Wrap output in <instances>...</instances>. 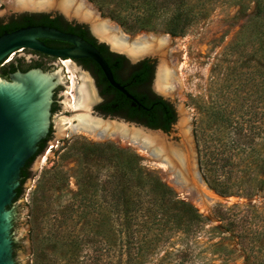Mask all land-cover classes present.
Here are the masks:
<instances>
[{
    "label": "rangeland",
    "instance_id": "rangeland-1",
    "mask_svg": "<svg viewBox=\"0 0 264 264\" xmlns=\"http://www.w3.org/2000/svg\"><path fill=\"white\" fill-rule=\"evenodd\" d=\"M137 7L122 0H0V21L59 11L103 27L127 46L126 55L142 54L132 63L154 59L155 75L172 76L163 84L169 90L159 91L177 110L168 137L177 143L184 138L190 167L201 181L187 176V187L174 183L166 164L130 142L138 125L129 126L125 136L109 127L108 135L96 138L72 128L90 113L89 104L62 114L31 160L30 177L13 208L20 263L264 264V7L258 14L255 0H185L188 18L175 35L174 11ZM31 68L58 70L61 81L52 92L53 99L58 90L62 102L58 112L92 99L83 71ZM64 73L75 77L69 101ZM108 124L104 119L101 129ZM142 132L141 139L147 134ZM220 156L228 161L218 174L214 163ZM117 175L122 187L138 195L132 238L118 232L107 198L118 186ZM195 185L224 198L210 201L211 216Z\"/></svg>",
    "mask_w": 264,
    "mask_h": 264
},
{
    "label": "water",
    "instance_id": "water-1",
    "mask_svg": "<svg viewBox=\"0 0 264 264\" xmlns=\"http://www.w3.org/2000/svg\"><path fill=\"white\" fill-rule=\"evenodd\" d=\"M40 38L68 41L73 47L64 50L52 49L40 41ZM24 47L54 55L89 57L101 67L110 85L132 98L116 82L102 54L76 35L42 25H27L5 31L0 35V64L16 50ZM141 56L133 58L128 55L131 61ZM60 81L58 70L42 71L39 68L16 70L9 74L8 79L0 77V264H21L14 247V198L16 189L20 186L21 169L29 158L37 154L39 142L49 132L52 92ZM88 83L90 84L89 81ZM97 119L102 122V118ZM139 126L142 131L157 135L160 140H149L145 137L141 139L142 135L134 134L129 139L130 142L138 145L157 162L166 164L174 172V183L187 187V176L193 183L194 177L197 182L201 181L198 172L194 173L190 167V152L184 138L182 143H177L171 141L168 134L160 129ZM107 129L99 128L95 131L99 135H103L102 131L108 135ZM119 132L125 136L124 129ZM196 187L195 185L194 188ZM197 189L204 202L203 210L208 211V216H211L210 201L224 198L207 192L206 187L198 186Z\"/></svg>",
    "mask_w": 264,
    "mask_h": 264
},
{
    "label": "flooded vegetation",
    "instance_id": "flooded-vegetation-1",
    "mask_svg": "<svg viewBox=\"0 0 264 264\" xmlns=\"http://www.w3.org/2000/svg\"><path fill=\"white\" fill-rule=\"evenodd\" d=\"M29 16L32 18V23L28 25H42L56 28L64 33L76 35L89 44L93 45L104 57L108 66L111 69L114 79L124 90L128 92L132 98L127 97L126 94L114 86L110 85L101 67L89 57H70L63 55H54L42 52L32 48H20L13 54L14 57L4 61L0 64V74L8 77L10 73L21 70L25 71L30 67H60L63 72H68L70 68L84 72L86 88L92 96L90 101L83 100L86 104L91 106L88 115H80L77 121L79 122L72 126L74 130L76 125L87 124L94 129H99L103 126L104 119H108L109 124L106 128L114 127L120 129L126 126L125 133L128 132V127L135 125H142L152 129H160L169 134V131L174 126L177 119V110L175 104L168 98L164 97L159 91H167L170 87H164V83L168 80L172 81V76L166 75L165 72L159 73V78L154 74L155 60L148 57L140 59L135 63L129 59L127 53V46L121 44L117 39V47L111 44L114 40L112 36H108L109 31L104 30L99 25V31L88 26L85 22L78 21L77 17H66L59 11H52L49 13H23L18 15L17 18ZM43 16L48 18L47 21H42ZM84 17V16H83ZM87 20L89 18L84 17ZM27 26V25H23ZM22 27V26H21ZM20 28V27H19ZM98 31V32H96ZM47 47L52 49H71L73 44L59 39L40 38ZM116 44V43H115ZM119 45V46H118ZM124 45V48H123ZM135 48V47H133ZM123 49V50H120ZM147 52V51H145ZM66 77V83L63 85L66 91L68 101L72 96L73 84L72 77L67 73L63 74ZM158 81V87L153 85V78ZM167 78V80H166ZM163 82V83H162ZM72 83V84H71ZM154 86V87H153ZM81 85L77 86L80 89V94L84 95ZM158 90V91H157ZM68 92V93H67ZM80 102L76 104V108L63 112H58L62 102L58 95V90L55 91L53 101L51 104V125L58 121V116L62 114H72L73 112L80 111L85 106ZM57 111V112H56ZM95 114V117L91 115ZM89 116V117H88ZM53 118L55 119L53 121ZM97 118H102V122ZM50 132L43 139L38 147V151L46 146L47 138Z\"/></svg>",
    "mask_w": 264,
    "mask_h": 264
},
{
    "label": "trees",
    "instance_id": "trees-1",
    "mask_svg": "<svg viewBox=\"0 0 264 264\" xmlns=\"http://www.w3.org/2000/svg\"><path fill=\"white\" fill-rule=\"evenodd\" d=\"M124 3H127L134 9H138L139 5L141 8H145L148 12H155V11H174V15H176L177 20L172 21L170 32L172 34H177L180 32L185 25V20L188 18L187 9L185 8V0H122ZM256 2V12L258 14L263 13L264 7V0H255ZM144 9V10H145ZM141 12V10L139 9ZM48 18L43 16L42 21H47ZM32 23V18L29 16H23L20 18L10 19L7 22L0 21V35L5 31H12L15 30L23 25H28ZM42 141V140H41ZM40 141V142H41ZM39 142V144H40ZM33 157L29 158L25 164V166L21 169L20 175V186L16 189V195L14 201H16L23 193L22 184L25 180L30 177L29 165ZM227 158L220 156L216 158L214 163L215 171L220 174V172H224L225 170V163L227 162ZM117 178L118 186L111 190H108V202H110L112 211L114 213V218L118 226V232L121 235H127L128 237L132 238L134 235V226L136 224L137 219V199L138 195L137 192L133 188H124L122 187L123 183H121L122 176L117 175L114 176ZM128 181V180H127ZM120 186V187H119ZM227 190H222L220 193L224 194ZM184 204V203H182ZM191 214L194 215L196 219L202 218V216L190 205H187ZM250 264H255L250 262Z\"/></svg>",
    "mask_w": 264,
    "mask_h": 264
},
{
    "label": "bare ground",
    "instance_id": "bare-ground-1",
    "mask_svg": "<svg viewBox=\"0 0 264 264\" xmlns=\"http://www.w3.org/2000/svg\"><path fill=\"white\" fill-rule=\"evenodd\" d=\"M41 1H45V0H41ZM41 5V3H38L37 5H36V7L35 8H37V6H40ZM48 6H43L42 8H47ZM76 10H78V8L76 9ZM92 28L93 29H97V30H99V31H103L102 29H103V27H102V29H100L98 26H96L95 24H93L92 25ZM96 32H98V31H96ZM112 39L114 40L113 42H111L114 46H116L117 44H118V41H117V39H115V36H113L112 37ZM116 43V44H115ZM122 44V43H121ZM119 46V45H118ZM120 48V47H119ZM118 48V49H119ZM121 50V49H120ZM138 50H140V48H134L133 49V52L134 51H138ZM129 56H131V57H133V58H136V57H139V56H141L142 54H137V55H131V54H128ZM156 78H159V73L158 74H156ZM72 83H74V78L72 77ZM71 83V84H72ZM85 102L83 101V103L82 104H84ZM85 105V104H84ZM123 128L124 129H126V127L125 126H123ZM75 129L76 130H78V131H82V132H84V133H87V134H89V135H94L96 138L97 137H104V135H105V132H101L103 135H99V133L98 132H96L95 131V129L93 128V127H91V126H89V125H87V124H82V125H76L75 126ZM130 131H131V129H130ZM134 133V132H133ZM141 133H143L142 132V130H136L135 131V133L134 134H140V135H142ZM133 134V135H134ZM110 135V134H109ZM145 138H147V139H149V140H160V137H158L157 135H153V134H150V133H147L145 136H144Z\"/></svg>",
    "mask_w": 264,
    "mask_h": 264
},
{
    "label": "built area",
    "instance_id": "built-area-1",
    "mask_svg": "<svg viewBox=\"0 0 264 264\" xmlns=\"http://www.w3.org/2000/svg\"><path fill=\"white\" fill-rule=\"evenodd\" d=\"M5 61V60H4Z\"/></svg>",
    "mask_w": 264,
    "mask_h": 264
}]
</instances>
